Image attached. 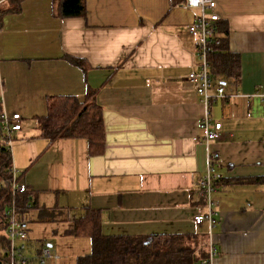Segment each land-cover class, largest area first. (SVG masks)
Returning <instances> with one entry per match:
<instances>
[{
	"label": "crops",
	"instance_id": "obj_1",
	"mask_svg": "<svg viewBox=\"0 0 264 264\" xmlns=\"http://www.w3.org/2000/svg\"><path fill=\"white\" fill-rule=\"evenodd\" d=\"M216 2L241 78L214 76L226 98L209 109L186 82L199 64L198 37L188 30L199 11L184 0H85L84 16L66 18L54 15L53 0H24L20 12L2 16L0 103L4 116L22 117L23 130L9 136L13 166L30 189L23 219L31 252L48 245L61 257L67 245L76 260L89 253V238L64 232L92 208L105 234H194L206 249L214 244L213 264H264V0ZM88 89L103 109L104 152L90 155L83 138L41 137L35 118L47 113V98H82ZM208 111L222 123L210 142ZM210 151L220 153L223 174L212 229L194 221L208 211L196 182ZM40 208L61 217L40 221ZM39 225L52 234L36 236Z\"/></svg>",
	"mask_w": 264,
	"mask_h": 264
},
{
	"label": "trees",
	"instance_id": "obj_2",
	"mask_svg": "<svg viewBox=\"0 0 264 264\" xmlns=\"http://www.w3.org/2000/svg\"><path fill=\"white\" fill-rule=\"evenodd\" d=\"M24 0H8L0 8V28L2 16L8 12L21 11ZM54 15L78 17L86 14L85 0H53ZM220 35L211 46L209 60L212 76L226 75L238 82L241 78V61L238 55L229 51L228 29L217 24ZM220 25V26H219ZM72 61L87 69L83 59ZM4 118L0 103V126ZM41 131V137L54 141L66 138H83L88 142L90 155L102 154L106 146V132L102 106L97 102L96 90L88 89L80 98L74 95H53L47 98V113L35 118ZM11 137L0 139V260L6 259L10 241L7 237L8 220L6 212L12 204L13 167L10 146ZM264 182V178L257 179ZM17 205L24 213L31 202L30 195H18ZM61 212L55 208H40L38 219L52 221L59 219ZM65 235L89 238L91 251L80 255L76 264H196L208 257L205 239L194 234H153L109 235L102 230L101 215L98 210L87 208L85 213L73 220Z\"/></svg>",
	"mask_w": 264,
	"mask_h": 264
},
{
	"label": "built area",
	"instance_id": "obj_3",
	"mask_svg": "<svg viewBox=\"0 0 264 264\" xmlns=\"http://www.w3.org/2000/svg\"><path fill=\"white\" fill-rule=\"evenodd\" d=\"M184 4L187 8L199 11L196 20L188 28L190 33L196 34L198 37L197 54L199 64L198 69L187 76L186 82L196 90L202 102L209 109L213 103L226 98L225 87L215 84L209 60V54L212 50L211 46L217 36V24L221 16L216 11V0H184ZM21 119L20 114H14L11 118L4 116L1 127L8 135L15 131H21L23 130ZM202 124L207 142L221 137L222 123H213L209 111L202 119ZM219 165L220 153L210 151L207 168L196 182V192L199 198L207 205L208 211L195 215L194 221L197 224L207 221L210 229L217 223V212L214 208L216 203L213 199V194L217 191L223 179ZM11 172L13 174V200L5 215L9 222L7 237L10 245L6 252V259L0 260V264H46L49 259H60V255L48 245H43L37 254H29V232L24 224L23 213L20 212L16 197L28 193L30 189L26 182L22 180L19 169L13 166ZM208 252V257L198 261L196 264H213L214 258L218 253L212 242L209 245Z\"/></svg>",
	"mask_w": 264,
	"mask_h": 264
},
{
	"label": "rangeland",
	"instance_id": "obj_4",
	"mask_svg": "<svg viewBox=\"0 0 264 264\" xmlns=\"http://www.w3.org/2000/svg\"><path fill=\"white\" fill-rule=\"evenodd\" d=\"M51 227L52 226H49V225H39L38 230L36 229V234H37L36 236L44 235V234H52L53 231H52ZM57 227H58V225H57ZM57 229H59V228H57ZM36 236H34V237H36ZM30 246L31 245L29 244V246H28L29 247V254H33V252L30 251ZM53 251H55L57 254L60 253L56 250V248H53ZM63 251H64V249H63ZM65 251H64V254L61 255V257H60L61 260L62 259L64 260L66 258V261H67V262H65L66 264H75L76 258H74V254H73V252H75V251L72 248H71V250H69L67 245L65 246ZM56 263H57V261H55V259H49L46 262V264H56Z\"/></svg>",
	"mask_w": 264,
	"mask_h": 264
}]
</instances>
